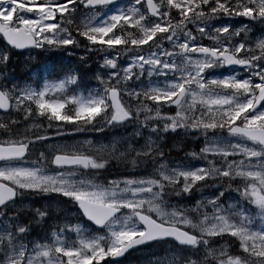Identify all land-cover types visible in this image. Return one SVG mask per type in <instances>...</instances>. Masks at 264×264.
Instances as JSON below:
<instances>
[{"label": "snow or ice", "instance_id": "1", "mask_svg": "<svg viewBox=\"0 0 264 264\" xmlns=\"http://www.w3.org/2000/svg\"><path fill=\"white\" fill-rule=\"evenodd\" d=\"M0 41V264H130L157 244L187 255L148 264H264V0H0ZM25 49L70 59L20 84ZM106 130L126 135L62 142ZM173 137L203 138L185 158L205 163L170 162ZM113 162L151 172L107 179ZM36 196L80 222L36 239Z\"/></svg>", "mask_w": 264, "mask_h": 264}, {"label": "trees", "instance_id": "2", "mask_svg": "<svg viewBox=\"0 0 264 264\" xmlns=\"http://www.w3.org/2000/svg\"><path fill=\"white\" fill-rule=\"evenodd\" d=\"M205 43H207V41H205ZM69 59H70V57H68L67 53H65L61 50H58V49H53V50L49 51L48 55L44 56V55L39 54L38 59L34 63H32L31 65L38 64L40 67H42L45 63L53 64V63H59L61 61L66 64V63H68ZM93 59H95V57H93ZM93 67H95V65H93ZM11 74L18 80H20V79L27 80V77L29 75L28 71L25 72L24 68H20L18 66L14 67V70H12ZM87 83H88L89 87L94 88V87L98 86V81L91 78V73H89V80ZM92 133L96 134V132H92ZM98 134L102 135V136H106L108 138L126 135V133H124L122 130H111V131L106 130L105 133H98ZM176 143H179V144H176ZM174 145H176V146L178 145V147H175ZM199 147H203V138H201L199 141H195V142H193L190 138H188V139H185L183 137L169 138L167 140L166 148H165V150L168 152L167 159L174 164L183 163V164H188V165H193V166H200V165L204 164L205 162L204 161L189 160V159L185 158V151L191 150L192 148H195L196 151H199ZM125 172H129V173L134 172L136 175H148L151 172V167L141 166V167L133 170L130 167L126 169L122 165L117 164V162H113V166L110 169H108L107 171L103 172L102 176L106 177L107 179H115V178H119ZM200 198H201L200 195L197 194L196 199L199 200ZM172 203L173 204L177 203L175 198H173ZM194 206H195L194 202L188 203L189 209H191ZM51 215L52 214H50V219L48 220L47 223H49V221H51ZM76 222H80V221L77 219ZM255 226L259 227L258 221H257ZM38 229H41V228H38ZM221 242H227L230 244L231 248H235V244L231 241L218 239V243H216V244H219ZM216 244H214V245H216ZM158 245L162 246L165 244H157L155 246H158ZM147 250H149V249L146 248L143 250V252L134 253L133 255L129 256L128 260H129L130 264H144L145 258H148L151 255L148 252L146 253V255H144V251L146 252ZM184 255H187L186 251H185Z\"/></svg>", "mask_w": 264, "mask_h": 264}, {"label": "rangeland", "instance_id": "3", "mask_svg": "<svg viewBox=\"0 0 264 264\" xmlns=\"http://www.w3.org/2000/svg\"><path fill=\"white\" fill-rule=\"evenodd\" d=\"M38 53H39V49L33 50L31 52H29V51L22 52L21 55H19L17 57V59L13 62V69L12 70H14L15 66H18L20 68H24L27 70L31 69L30 64L32 62L36 61ZM95 59L99 60V57L97 56V57H95ZM29 61H30V63H29ZM39 69H40L39 67L35 68L33 70V72H37ZM34 79H37V78L34 77ZM15 82L20 83V84L26 83L25 81H20L18 79H15ZM27 83H29V82H27ZM42 124H43V128L47 127V122L44 121V122H42ZM40 130H41L40 128H29L30 133L35 132V131H40ZM116 138L117 137L107 138V137H103V136L82 135V136H74L72 138H66L62 142L67 143V144H74V143H82L84 141L91 140L92 145H90V146L86 145L85 150H88L89 148H91L92 150H95L96 148H99L100 145H102V144L103 145L110 144V142L115 140ZM117 147L120 148L121 146L117 145ZM43 150H45L44 146L41 145V146L37 147V151H43ZM33 158H35V157H33ZM26 203H27V201H26ZM44 204L50 206V211H51L50 214H52L51 215L52 217H51V221H49V223H47L43 229L42 228L38 229V230L36 229V231L33 233V237H35L36 239H40L42 237L48 236L50 234V231L52 230V228L56 224L62 225L65 222H69V223L75 225L76 223H78V222H76L77 219L74 218V217H76V214H75V210L73 209L72 206H64V205L58 204L55 201H45ZM209 212H210V210H209ZM192 218H194V217H192ZM69 235L72 238H75L74 233H69ZM33 237H30L29 239H32ZM221 246L231 248L230 244L227 242L213 245V247H215L217 249ZM147 252L150 253L151 255L148 258H145L144 264H148L149 261L154 260L156 257H165L166 255L170 256L173 253H176V254L183 256L185 253V252H181V250L175 249L171 245H167V244L162 245V246H160V245L155 246V247L147 250L146 252H144V255H146ZM201 255H202V253H201ZM193 258H195V257H193Z\"/></svg>", "mask_w": 264, "mask_h": 264}, {"label": "water", "instance_id": "4", "mask_svg": "<svg viewBox=\"0 0 264 264\" xmlns=\"http://www.w3.org/2000/svg\"><path fill=\"white\" fill-rule=\"evenodd\" d=\"M26 50V49H25ZM19 51H24V50H19Z\"/></svg>", "mask_w": 264, "mask_h": 264}]
</instances>
